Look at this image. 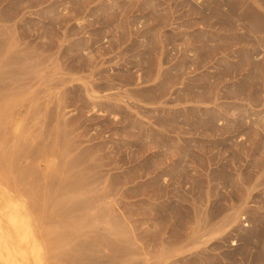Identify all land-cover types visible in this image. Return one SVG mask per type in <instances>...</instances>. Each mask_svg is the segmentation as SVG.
<instances>
[{
    "label": "rangeland",
    "instance_id": "obj_1",
    "mask_svg": "<svg viewBox=\"0 0 264 264\" xmlns=\"http://www.w3.org/2000/svg\"><path fill=\"white\" fill-rule=\"evenodd\" d=\"M0 171L45 264H264V0H0Z\"/></svg>",
    "mask_w": 264,
    "mask_h": 264
},
{
    "label": "bare ground",
    "instance_id": "obj_2",
    "mask_svg": "<svg viewBox=\"0 0 264 264\" xmlns=\"http://www.w3.org/2000/svg\"><path fill=\"white\" fill-rule=\"evenodd\" d=\"M7 190L0 184V264H45L38 238L21 222L20 209L10 203Z\"/></svg>",
    "mask_w": 264,
    "mask_h": 264
}]
</instances>
